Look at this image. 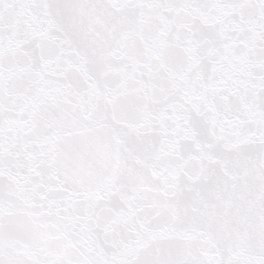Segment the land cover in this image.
<instances>
[{"label": "snow or ice", "instance_id": "obj_1", "mask_svg": "<svg viewBox=\"0 0 264 264\" xmlns=\"http://www.w3.org/2000/svg\"><path fill=\"white\" fill-rule=\"evenodd\" d=\"M0 264H264V0H0Z\"/></svg>", "mask_w": 264, "mask_h": 264}]
</instances>
